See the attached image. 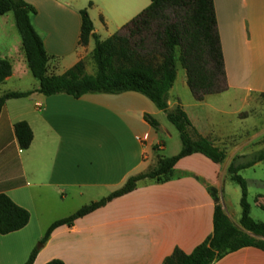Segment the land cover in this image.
<instances>
[{
    "label": "crops",
    "instance_id": "1",
    "mask_svg": "<svg viewBox=\"0 0 264 264\" xmlns=\"http://www.w3.org/2000/svg\"><path fill=\"white\" fill-rule=\"evenodd\" d=\"M23 1L35 11L31 26L52 59L50 72L57 76L81 60V11L87 12L92 33L103 41L150 5L149 0ZM212 1L227 81L223 94H232L241 105L225 111L212 104L215 95L200 102L192 95L190 106L201 108L202 117L198 109L191 115L174 93L179 87L189 89L185 72L180 78L176 72L167 106L180 107L200 137L221 139L236 137V132L226 130L224 122L229 119L213 124L212 115L231 117L246 127L251 98L264 96V0ZM87 45L93 46L94 39ZM0 59L9 61L12 69L0 86L31 75L12 13L0 17ZM37 88L36 81L24 90H0V97L31 92L7 100L0 112V194L30 215L24 228L0 235V264H24L34 249L33 264L54 259L64 264H163L175 249L188 255L212 235L217 204L228 217L240 218L241 189L238 186L237 195L227 172L238 149L223 163L195 153L179 159L168 180L142 181L71 226L56 228L41 243L52 223L119 190L151 166L155 150L166 149L146 116L157 123V131L171 134L158 120L164 113L140 93L74 98L63 93L44 96ZM17 122L27 123L32 131L27 150L18 146ZM212 264H264V251L241 247Z\"/></svg>",
    "mask_w": 264,
    "mask_h": 264
},
{
    "label": "trees",
    "instance_id": "2",
    "mask_svg": "<svg viewBox=\"0 0 264 264\" xmlns=\"http://www.w3.org/2000/svg\"><path fill=\"white\" fill-rule=\"evenodd\" d=\"M150 5L125 24L121 30L100 41L93 33V26L85 10L81 11L79 45H86L92 38L95 42L93 56L99 70L95 76L81 74L79 62L62 75H49L47 63L50 57L43 49L42 41L33 30L30 15L35 11L23 0H0V17L12 13L15 27L21 39V47L29 72L38 82L37 92L44 96L67 94L78 98L88 93L119 94L137 92L148 98L179 134L181 143L177 155L165 158L160 170L166 176L155 180L164 182L172 176L176 162L188 155L199 153L214 163H221L222 156L209 142L196 135L188 117L180 107L168 110L167 96L177 72V64L184 70L186 84L193 98L200 102L206 96L227 90L223 54L216 26L212 0H149ZM111 57L119 66L111 65ZM110 59V60H109ZM11 64L0 59V84L11 76ZM31 92H7L0 97V112L9 99L27 97ZM146 122L153 128L157 123L150 117ZM14 134L21 150H27L33 134L27 123L14 124ZM264 161V149L255 153L243 167H230V179L241 189L240 225L255 236L264 238V223L255 222L249 216L245 181L239 170L250 168ZM142 175L130 177L117 191L106 198L81 207L71 216L55 221L46 230L44 243L56 228L68 225L94 210L104 206L113 198L132 191ZM27 210L17 206L9 197L0 194V235H7L24 228L29 222ZM220 223L238 236L233 243L221 234ZM241 247H255L264 251V240H255L241 234L231 226L220 207L216 205L213 214V233L203 243L186 255L175 249L163 264H212L215 260ZM215 249L221 252L215 255ZM37 251L34 249L24 264H33ZM46 264H64L54 259Z\"/></svg>",
    "mask_w": 264,
    "mask_h": 264
},
{
    "label": "rangeland",
    "instance_id": "3",
    "mask_svg": "<svg viewBox=\"0 0 264 264\" xmlns=\"http://www.w3.org/2000/svg\"><path fill=\"white\" fill-rule=\"evenodd\" d=\"M87 44L81 46V60L79 61L78 66L81 71V74L87 76H95L99 70L98 63L93 56L95 42L93 46H89ZM51 60L52 59H50L47 63V72L49 75H53L51 73L52 71L50 72L49 69L51 66ZM110 62L112 66H119L120 64V62L114 57H111ZM177 73L179 78L184 73L183 69L178 64ZM35 82L36 81L32 78V76L30 74H27V76L22 77V79L19 81L10 80L3 86H0V90H24L33 86ZM177 87L178 86H176V88ZM174 93L179 94L183 104L185 105L186 111L189 112L191 115H194L197 109L198 112L201 111L199 110L201 108H191L190 97H192V93L189 89L183 90L181 87H179L177 92L175 91ZM172 99L173 96H171V100ZM212 99V104L218 106L219 108L225 111L237 110L241 105L238 98H234L232 94L229 93L216 94ZM250 103L253 108L250 116L251 120L246 124V127H244L245 125H239L238 121H233L231 117L223 116L220 114L212 115L211 121L213 124H217L218 122L222 123L224 122L223 119H229V122H224V124L226 125V130H234L236 132V137L226 136L221 139H206L211 145V147L215 148L219 153H221V163H223L226 158H229L233 150L238 149L237 155L233 156L232 161L228 163L227 170L230 167L238 168L245 166L248 162H250L252 156L255 153L264 149V96L252 97ZM249 107L250 106H247L245 111L248 112ZM198 116L202 117V113L200 112ZM158 118L160 123L168 129L171 136H169V133H166L164 130L157 131V129L153 128L159 140L166 143V149L164 151L155 150L154 160L151 166H149L147 170L141 174L143 178L138 183L142 181H155L165 177L166 175L162 174V172L159 171L161 166L163 165V162L166 160L165 158L172 157L173 154L181 148L179 134L175 130V128L167 121L166 116H164V114H161ZM249 128L251 129L248 130ZM197 135V132L196 135L193 132H190V136L193 139H195ZM238 154H242V156ZM238 175L246 183L247 203L250 207V218L255 222L264 223V162H261L250 168L241 169L239 170ZM229 183L231 187L237 192V195H240V189L238 185L231 180H229ZM225 217L227 222L235 229H237L241 234L255 240H264L263 237L255 236L243 229L240 225V218L236 219L232 214L229 217L225 214ZM220 225L221 234L228 236V239L231 240V242L237 243L240 240H238L239 235L236 237L235 235L231 234L228 231L226 225H222L221 223ZM36 247H38V244L36 245ZM214 252L215 255H217L221 251L215 249Z\"/></svg>",
    "mask_w": 264,
    "mask_h": 264
},
{
    "label": "built area",
    "instance_id": "4",
    "mask_svg": "<svg viewBox=\"0 0 264 264\" xmlns=\"http://www.w3.org/2000/svg\"><path fill=\"white\" fill-rule=\"evenodd\" d=\"M142 140V139H141ZM144 140V139H143Z\"/></svg>",
    "mask_w": 264,
    "mask_h": 264
}]
</instances>
